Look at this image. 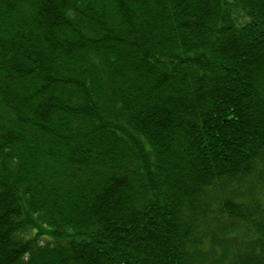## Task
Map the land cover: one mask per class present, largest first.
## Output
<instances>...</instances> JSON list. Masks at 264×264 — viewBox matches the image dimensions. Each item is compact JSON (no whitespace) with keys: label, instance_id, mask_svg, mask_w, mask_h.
I'll use <instances>...</instances> for the list:
<instances>
[{"label":"trees","instance_id":"16d2710c","mask_svg":"<svg viewBox=\"0 0 264 264\" xmlns=\"http://www.w3.org/2000/svg\"><path fill=\"white\" fill-rule=\"evenodd\" d=\"M0 264H264V0H0Z\"/></svg>","mask_w":264,"mask_h":264}]
</instances>
